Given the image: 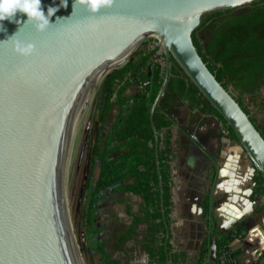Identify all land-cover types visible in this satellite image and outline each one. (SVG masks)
<instances>
[{
  "label": "water",
  "instance_id": "1",
  "mask_svg": "<svg viewBox=\"0 0 264 264\" xmlns=\"http://www.w3.org/2000/svg\"><path fill=\"white\" fill-rule=\"evenodd\" d=\"M255 1L112 0L92 12L75 0H41L49 18L43 30L20 12L0 22V264H81L64 203L77 145L101 75L122 59L128 63L147 38L158 40L166 62L151 108L163 215L153 117L171 58L233 129L264 180V137L192 39L208 17ZM180 128L215 159L194 133Z\"/></svg>",
  "mask_w": 264,
  "mask_h": 264
},
{
  "label": "trees",
  "instance_id": "2",
  "mask_svg": "<svg viewBox=\"0 0 264 264\" xmlns=\"http://www.w3.org/2000/svg\"><path fill=\"white\" fill-rule=\"evenodd\" d=\"M245 7L249 9L243 13H234L237 9H232L208 17L193 32L192 39L210 72L227 91L234 93L236 101L264 137V125H257L245 106L248 96L259 95L264 88V0ZM144 46L142 43L130 61L109 74L102 84L96 105L100 127L96 135H91L88 146L90 167L86 187L90 192L89 223L93 225L96 208L100 201L107 198L106 192L139 196L143 200L139 213L128 208L132 223L119 235L116 246L123 250L127 243L135 239L137 227L145 225L144 250L148 263L168 264L169 261L178 264L184 261L185 255L172 253L171 237L168 242L166 238L167 229L172 224V161L175 152L173 121L167 111L186 107L191 113L190 122L196 124H205L208 118H215L223 124V131L229 139L238 143L239 140L221 114L171 58L164 96L153 117L159 136L163 215L151 108L164 82L165 68L158 60L165 56L158 54L159 47L150 49ZM132 87L138 89L128 94ZM115 107H118L119 113L102 141L99 131L107 124L108 116ZM255 182L253 200L264 195V180L257 171ZM203 220L206 226L212 228L216 264H234L238 253L230 245L243 236L244 225L238 223L228 235L218 232L209 196L203 201ZM97 248L105 264H122L108 256L102 243H98ZM208 253L209 241L204 239L196 264H204Z\"/></svg>",
  "mask_w": 264,
  "mask_h": 264
},
{
  "label": "rangeland",
  "instance_id": "3",
  "mask_svg": "<svg viewBox=\"0 0 264 264\" xmlns=\"http://www.w3.org/2000/svg\"><path fill=\"white\" fill-rule=\"evenodd\" d=\"M248 9V7L238 8L234 13H243ZM157 41L158 40L155 38H147L143 42L145 45L144 47L153 49L157 46ZM158 54L162 53L158 52ZM158 61L160 64L162 63L161 65H165V58H161ZM101 88L94 101L92 110L87 119L88 121L87 123L85 121L83 125L80 145L75 154L73 173L69 176L66 186L65 205L69 223L71 221L70 225L72 226L74 235V247L79 254L82 264H105L102 255L98 251V243H102L105 246L109 257L112 259H118L122 264H149L148 257L144 250V242L147 233L145 225H139L137 227L135 239L127 243L123 250L118 249L116 246V240L119 235L126 231L132 223V217L128 213V208H130L132 212L138 214L139 206L143 202L141 197L108 191L106 192L108 195L107 198L100 201L96 208V218L93 225L89 223L88 203L90 192L86 187L89 179L90 167L88 146L91 135H96L100 127V123L97 121L99 110L96 109V105L99 101ZM137 89L138 88L133 87L131 92L134 90L136 91ZM260 97L264 99V89ZM245 106L248 109L249 103L245 102ZM261 107L263 109V106ZM176 110L170 112L171 116H168L174 119L177 117L186 118L184 115H179L182 111L185 112L186 109ZM118 113L119 109L118 107H115L108 116L107 124L101 127L99 132L102 141L105 139V136L109 131L110 126L114 123ZM211 120L215 119L211 118ZM257 125L263 127L264 124L262 125L261 122L259 124L257 123ZM214 131H217V127L214 128ZM181 134L182 145L186 146L187 141L190 142L191 145L188 149L189 153L195 154L200 159L195 162L193 168L188 170L189 173L184 175V177L190 179V182L188 183L190 184L191 190L188 196L192 200L197 198V201H189L188 206L186 201H175V208H177L178 211V216H176L177 223L175 225L179 227V239L176 238L177 240L174 242L178 245L177 249H185L188 252V261L186 264H195L198 260L200 243L202 240L207 239L209 241V253L204 264H216V247L214 238L211 242V237H213L212 228L203 224L199 215H191L189 208V206L191 207V204H194L195 212L199 209L202 195L209 192L211 188V184L207 181V165L212 168H215L216 166L210 160L205 159V153L197 147L185 135V133L181 132ZM186 150V147H184V152ZM183 167L184 166H182V168ZM181 176H183V173ZM187 218H190L191 220L188 222ZM257 248L256 245L247 247L242 264H248L251 261Z\"/></svg>",
  "mask_w": 264,
  "mask_h": 264
},
{
  "label": "crops",
  "instance_id": "4",
  "mask_svg": "<svg viewBox=\"0 0 264 264\" xmlns=\"http://www.w3.org/2000/svg\"><path fill=\"white\" fill-rule=\"evenodd\" d=\"M131 89L133 87L128 90V93L130 92L129 94L135 92V90L131 92ZM263 89L259 95L253 97L248 96L246 98V103H249L248 109L252 119L258 124L262 122V125L264 124V99L260 95ZM261 106H263V109ZM179 109H186L185 112L182 111L179 114L186 116V118H171L173 121V140L175 142V152L172 161L173 207L171 214L172 224L169 227L170 234L168 237L166 235L167 242L169 237H171L170 243L173 246L172 253L185 255L184 261L178 264L187 263L188 252L185 249H177L178 245L174 242L179 239V227L175 225L177 223L176 216H178L175 201H186L187 206L189 205V201H197V198L192 200L188 196L191 190L190 184L188 183L190 179H187L184 175L188 174V170L193 168L195 162L200 159L195 154L189 153L190 142L187 141L186 146L182 145L181 132H185L180 126L188 128L198 137L211 155L214 156L215 161L202 150L205 153V159L210 160L216 166L212 168L207 165V181L211 184L210 191L202 195L200 207L196 212L194 204H191V207L189 206L190 214L199 215L204 224L203 201L206 196H209L218 232L222 235H228L235 229L238 223L244 225L243 236L234 240L230 245L232 250L238 253L234 264H242L247 247L254 245L258 248L248 264H264V195L257 196L254 200L252 199L253 191L256 187V170L252 162L247 157L240 143L228 138L227 134L223 131V124L217 119L214 118L215 120H211L212 117H210L205 124L191 123L190 111L186 107ZM215 127H217V131H214ZM185 135L187 136L186 133ZM184 147L187 149L185 152ZM182 166L184 167L182 168ZM182 173L183 176H181ZM258 209L260 210L258 211ZM187 219L188 222L191 220L190 218ZM169 264L171 263L169 262Z\"/></svg>",
  "mask_w": 264,
  "mask_h": 264
},
{
  "label": "clouds",
  "instance_id": "5",
  "mask_svg": "<svg viewBox=\"0 0 264 264\" xmlns=\"http://www.w3.org/2000/svg\"><path fill=\"white\" fill-rule=\"evenodd\" d=\"M76 3L86 5L92 12H96L101 6H109L112 0H75ZM53 9L50 8L48 10V17L50 10ZM55 11L52 12V15H54ZM17 12L26 14L28 21L35 22L40 30L49 25V18H46L41 9V0H0V22L6 19L11 20ZM0 28H2V25H0Z\"/></svg>",
  "mask_w": 264,
  "mask_h": 264
},
{
  "label": "bare ground",
  "instance_id": "6",
  "mask_svg": "<svg viewBox=\"0 0 264 264\" xmlns=\"http://www.w3.org/2000/svg\"><path fill=\"white\" fill-rule=\"evenodd\" d=\"M127 60H128V58H125V59L120 60L119 62H116L111 68H109L107 71H105V72L101 75L100 82H99V87H98V90H97V93H96L95 99H96V97L98 96V93H99L100 88H101V86H102V84H103V82H104V79H105L110 73H112L113 71H115L116 69H118L119 67H121L123 64L127 63ZM95 99H94V101H95ZM94 101H93V103L91 104V107H90L89 112H88V114H87V117H86V119H85L86 123H87V121H88L87 119H88V117H89V115H90V112H91V110H92V107H93ZM84 123H85V122H84ZM80 141H81V136H80V139H79V142H78L77 148H78L79 145H80ZM76 150H77V149H76ZM65 192H66V190H65ZM65 195H66V194H64V203H65V198H66ZM65 207H66V206H65ZM75 250H76V249H75ZM76 253H77V251H76ZM80 263H81V260H80ZM81 264H82V263H81Z\"/></svg>",
  "mask_w": 264,
  "mask_h": 264
},
{
  "label": "built area",
  "instance_id": "7",
  "mask_svg": "<svg viewBox=\"0 0 264 264\" xmlns=\"http://www.w3.org/2000/svg\"><path fill=\"white\" fill-rule=\"evenodd\" d=\"M156 44H157V46H156V47H159V43H158V41H157V43H156ZM154 48H155V47H154ZM159 52H160V53H162V52L160 51V48H159ZM161 64H162V63H161ZM165 64H166V62H165ZM162 66L165 68V65H164V64H163Z\"/></svg>",
  "mask_w": 264,
  "mask_h": 264
}]
</instances>
